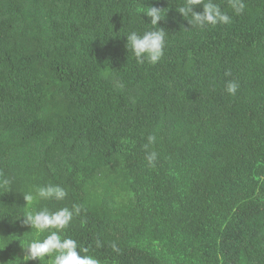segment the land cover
I'll return each mask as SVG.
<instances>
[{
    "label": "trees",
    "instance_id": "trees-1",
    "mask_svg": "<svg viewBox=\"0 0 264 264\" xmlns=\"http://www.w3.org/2000/svg\"><path fill=\"white\" fill-rule=\"evenodd\" d=\"M214 2L230 24L192 27L184 0H0V264H49L23 260L20 216L73 205L62 235L99 264H264V0ZM148 7L155 65L126 47ZM49 183L64 200L26 204Z\"/></svg>",
    "mask_w": 264,
    "mask_h": 264
},
{
    "label": "clouds",
    "instance_id": "clouds-1",
    "mask_svg": "<svg viewBox=\"0 0 264 264\" xmlns=\"http://www.w3.org/2000/svg\"><path fill=\"white\" fill-rule=\"evenodd\" d=\"M228 4L236 15L244 11L245 4L243 0H228ZM202 5L201 12L195 11V6ZM179 13L188 19L192 27L201 29L207 26H216L221 24H230L232 17L225 11H222L219 4L214 0H184L183 5L178 8ZM151 18L152 27L142 34L137 31H130L126 34L128 51L134 55L137 63L150 65L157 64L164 56L166 44V31L158 27V21L161 16V9L157 7H148L144 12ZM239 88V83L235 80H229L225 85V91L230 96H234ZM148 143L144 145L147 150L149 145L154 144L156 137L149 135ZM158 158L155 151H146L145 159L149 166L154 167ZM66 190L59 184H46L34 186L33 191L24 193L26 204L31 205L35 200H56L62 201L66 197ZM80 206L73 205L71 209L61 207L55 211L44 207L40 210H27L22 223L36 230V235L26 246L23 260L40 261L47 259L49 264H99V261L84 253L87 249H80L76 240L62 235V230L66 229L73 219L74 214H79ZM46 233V234H45ZM42 237V238H41ZM116 250V245H112ZM79 249V251H78Z\"/></svg>",
    "mask_w": 264,
    "mask_h": 264
}]
</instances>
